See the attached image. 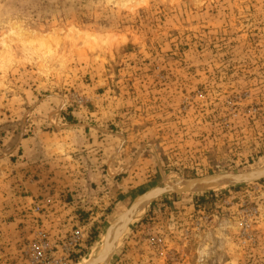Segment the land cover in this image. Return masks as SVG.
Instances as JSON below:
<instances>
[{
	"label": "rangeland",
	"instance_id": "rangeland-1",
	"mask_svg": "<svg viewBox=\"0 0 264 264\" xmlns=\"http://www.w3.org/2000/svg\"><path fill=\"white\" fill-rule=\"evenodd\" d=\"M261 167L264 0H0V264L76 232L89 264L142 193ZM122 233L107 264H264V180Z\"/></svg>",
	"mask_w": 264,
	"mask_h": 264
},
{
	"label": "water",
	"instance_id": "water-1",
	"mask_svg": "<svg viewBox=\"0 0 264 264\" xmlns=\"http://www.w3.org/2000/svg\"><path fill=\"white\" fill-rule=\"evenodd\" d=\"M263 180H264V167H261L255 170L244 171V172L219 173V174L205 176V177H196V178L186 179V181H188V184L180 190H175L171 186H166V187H161V188L156 187L151 190H148L142 193L141 195L137 196L133 200V202L127 209V211L118 217V218L122 217V220L119 224H117V226L113 230V241L116 238L117 234L120 232V231L118 232V228L121 227V230H122L124 226L125 227L128 226L129 218H133L132 216H135L137 206L140 202H143L145 200H150L152 202L162 196L169 195V194L179 195V194L193 193L190 191V189L193 187H197V186H205V185L216 184V183H225L229 187H234V186L257 183ZM118 218H116L115 220H117ZM113 222L111 223V225L113 224ZM114 247H116V245ZM108 248L109 247L105 242L103 244V248L99 256L93 261H91L89 264H94V262H97V263L100 262L101 259L107 256ZM109 250H111V248H109Z\"/></svg>",
	"mask_w": 264,
	"mask_h": 264
},
{
	"label": "bare ground",
	"instance_id": "bare-ground-1",
	"mask_svg": "<svg viewBox=\"0 0 264 264\" xmlns=\"http://www.w3.org/2000/svg\"><path fill=\"white\" fill-rule=\"evenodd\" d=\"M177 180V179H176ZM188 184V181H181V182H179V183H176V184H170V183H166V184H164L163 186H161V187H166V186H171V187H173L175 190H180V189H182V188H184L186 185ZM228 185L227 184H225V183H216V184H209V185H205V186H197V187H193V188H191L190 189V191L191 192H194V193H203V192H215V191H219V190H222L223 188H225V187H227ZM160 187V188H161ZM150 200H145V201H143V202H141L140 204H138V206H137V210H136V214H135V216H137L138 214H140V213H142V212H145L146 211V209H147V207L149 206V204H150ZM127 211V210H126ZM125 211V212H126ZM125 212H123V213H125ZM122 213V214H123ZM121 214V215H122ZM121 215H119V216H121ZM119 216H117L116 218H118ZM135 216H132L133 218L135 217ZM115 218V219H116ZM133 218H129V222L133 219ZM114 219V220H115ZM121 220H122V217H120V218H118L117 220H115L114 222H113V224L109 227V228H107V230H106V232H105V236H104V240H103V243H102V246H101V248H100V250L98 251L99 252V254H100V252H101V250H102V248H103V244L106 242V244L108 245V247L109 248H112V246H113V243H115L114 241H115V239H114V241H113V230L115 229V227L117 226V224H119L120 222H121ZM124 229H125V226L123 227V229L121 230V227L120 228H118V234H117V236L116 237H118L123 231H124ZM123 234V233H122ZM121 236V235H120ZM120 238V237H119ZM109 248H108V252H107V256H105L103 259H101L100 260V262H94V264H107L108 263V260H109V256H110V250H109ZM97 256H98V254H97Z\"/></svg>",
	"mask_w": 264,
	"mask_h": 264
},
{
	"label": "built area",
	"instance_id": "built-area-1",
	"mask_svg": "<svg viewBox=\"0 0 264 264\" xmlns=\"http://www.w3.org/2000/svg\"><path fill=\"white\" fill-rule=\"evenodd\" d=\"M37 210L38 209L35 208V211H37ZM40 237L43 240H46V236L44 234H40ZM42 239H41L42 246L40 248H45L46 244L43 243ZM77 239H78V233L76 232L72 236H70L67 239V241L64 244H62L61 246L59 244H54V248L48 246L49 247V250H48L49 253L52 254L54 251H56L55 253H57V251H58V254L55 255L50 260L44 261V264H69V262H70L69 258H70L72 251H73V247L75 246V243L77 242ZM45 262H48V263H45Z\"/></svg>",
	"mask_w": 264,
	"mask_h": 264
},
{
	"label": "trees",
	"instance_id": "trees-1",
	"mask_svg": "<svg viewBox=\"0 0 264 264\" xmlns=\"http://www.w3.org/2000/svg\"><path fill=\"white\" fill-rule=\"evenodd\" d=\"M235 187H238V186H235ZM231 188H232V187H231ZM210 194H211V193H210ZM203 201H204V200H203V197H200V198H199V202L202 203ZM144 221H145V219H142V220L139 222V224H140V223H143Z\"/></svg>",
	"mask_w": 264,
	"mask_h": 264
}]
</instances>
